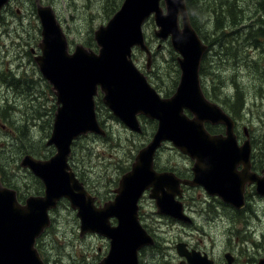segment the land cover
Masks as SVG:
<instances>
[{
    "label": "rangeland",
    "instance_id": "obj_1",
    "mask_svg": "<svg viewBox=\"0 0 264 264\" xmlns=\"http://www.w3.org/2000/svg\"><path fill=\"white\" fill-rule=\"evenodd\" d=\"M41 2L54 8L71 50L84 44L96 51L94 31L108 22L123 0ZM263 5L264 0H197L193 12L196 18H190L192 26L209 44L201 64L203 91L234 116L240 143L246 139L247 128L256 170L264 168V35L260 31L264 29ZM37 13L35 0H10L0 16V175L8 187L21 191L23 200L40 195L43 184L30 169L21 166V159L26 154L47 158L56 152L53 145H47L56 95L34 59L41 53V22ZM218 20L222 29L215 27ZM156 28L154 19L143 25L154 51L152 67L157 75L153 76L152 85L159 92L158 87L165 89L164 93L174 92L181 75L178 53L169 40L155 35ZM220 40L224 42L222 46L218 45ZM133 58L145 72L144 51L135 48ZM237 99L236 108L233 104ZM97 117L106 130L105 137L103 133L89 131L76 138L70 164L88 190L103 203L114 194L121 176L131 169L157 122L141 119L145 131H132L101 99L97 100ZM224 128L219 125L213 130L220 132ZM157 161L162 169L187 170L193 165L188 156L168 142L158 153ZM185 170L183 173L189 172ZM251 190L245 197L246 205L235 209L224 205L226 202L220 206V202L210 200L206 191L196 188L191 192L193 198L185 201L186 212L195 220L193 226L155 214L154 199L142 198L139 212L144 217L140 221L153 231L157 241L140 249V264H179L181 257L175 247L179 241L206 251L218 264H227L226 252L234 256L233 264H258L264 256V196L257 192L256 183ZM216 205L221 213L214 217L212 210ZM50 214L53 225L38 242L47 264H95L106 255L109 239L97 233L80 236L77 210L67 198L61 199Z\"/></svg>",
    "mask_w": 264,
    "mask_h": 264
},
{
    "label": "water",
    "instance_id": "obj_2",
    "mask_svg": "<svg viewBox=\"0 0 264 264\" xmlns=\"http://www.w3.org/2000/svg\"><path fill=\"white\" fill-rule=\"evenodd\" d=\"M35 1L41 22V54L35 60L53 85L59 105L47 140V145L56 147V153L49 159L27 154L21 160L22 167L30 168L43 181V195H31L22 203L15 189L0 182V264H46L36 241L51 224L50 209L63 197L77 210L81 236L97 233L110 241L108 253L96 264H139L140 249L154 244L137 215L145 190H150L159 213L184 222H190V217L176 198L182 195L181 182L203 185L208 193L236 208L244 205L247 181L256 182L257 191L264 195V169L262 175L250 170L247 131L248 138L239 144L233 118L203 93L199 72L208 45L191 24L186 0H124L108 23L95 30L98 52L81 44L70 52L54 8ZM8 2L0 0V16ZM151 15L158 26L155 34L162 39L170 36L172 47L179 53L181 78L170 98L160 97L130 58L132 47L138 45L146 51L148 65L151 62L142 29ZM99 89L103 102L130 129L141 131L139 114L157 119L158 128L137 154L132 169L121 177L114 199L98 206L68 158L75 138L89 131L104 133L95 112ZM206 122L224 124L226 134H211ZM164 140L173 141L196 159L192 180L155 170L154 154ZM176 249L185 258L181 264H215L207 253L190 250L185 242L177 243ZM226 257L227 264H233V256L227 253ZM258 264H264V257Z\"/></svg>",
    "mask_w": 264,
    "mask_h": 264
},
{
    "label": "flooded vegetation",
    "instance_id": "obj_3",
    "mask_svg": "<svg viewBox=\"0 0 264 264\" xmlns=\"http://www.w3.org/2000/svg\"><path fill=\"white\" fill-rule=\"evenodd\" d=\"M42 3V2H41ZM42 4H44V3H42ZM145 39H146V42H147V44H148V40H147V38H146V34H145ZM162 40H169L170 41V39L169 38H166V39H162ZM171 43V42H170ZM148 46H149V48H150V50H151V55H152V57H151V64H146V71L145 72H142L145 76H146V78H147V80L150 82V84H153L154 82H153V76H156L157 74H156V71L153 69V67H152V64H153V59H154V51H153V49L151 48V46L148 44ZM139 46H135L134 48H133V52H132V54H131V58H132V60L134 61V58H133V54H134V50H135V48H138ZM176 52V51H175ZM37 56V55H36ZM35 56V57H36ZM35 57H34V59H35ZM178 57H179V53H178V55H177V60H178ZM36 61V60H35ZM134 63L136 64V62L134 61ZM201 64H202V60H201ZM136 66H137V64H136ZM138 67V66H137ZM140 70V69H139ZM200 72H201V65H200ZM44 76V75H43ZM180 78H181V76H180ZM179 82H180V79H179ZM179 82H178V85H179ZM155 84V83H154ZM178 85H177V87H178ZM156 86V85H155ZM177 87H176V90H177ZM51 89L53 90V92H54V94H55V91H54V89H53V87L51 86ZM156 90H157V86H156V88H155ZM158 89H160L161 90V92H159L158 90V92L161 94V96L163 97V98H170L171 96H173L174 94H175V92H176V90L174 91V92H168V93H164L163 92V90H165V89H162V88H160V87H158ZM40 90H43V91H45L46 89H40ZM39 94V96H41L42 94H41V92H39L38 93ZM100 95V96H99ZM98 96V98H97V100H99L100 99V97H101V94H99ZM103 98V97H102ZM97 100H96V106H95V111H96V115H97ZM104 103V102H103ZM56 110L54 111V117H53V123H54V120H55V115H56V111H57V109H58V104H57V99H56ZM107 106V105H106ZM108 107V106H107ZM109 108V107H108ZM110 109V108H109ZM111 110V109H110ZM186 110V109H185ZM112 111V110H111ZM186 112H187V114L188 115H190V113L191 112H189V110L187 109L186 110ZM112 113L114 114V112L112 111ZM115 115V114H114ZM116 117H118L117 115H115ZM146 115H144V114H139L138 115V119H139V121H140V125H141V128H142V130H141V133H143L144 131H145V126H143V123H142V120H144V119H149V118H147V117H145ZM119 118V117H118ZM142 119V120H141ZM152 119V118H151ZM149 121V120H148ZM154 121H156V120H154ZM157 122V121H156ZM211 125H214V124H210V123H206V127H207V129L209 130V132L211 131L213 134H220V133H224L225 132V128H224V131H220V132H216L215 130H213V127H215V126H211ZM217 125V124H216ZM2 126H3V128H5V124H2ZM217 126H219V125H217ZM221 126V125H220ZM51 128L53 129V126L51 125ZM157 128H158V122H157V125H156V128L153 130V132L151 133V137H150V140L147 142V143H149L152 139H153V136H154V134L156 133V131H157ZM235 128H236V126H235ZM52 132V131H51ZM210 132V133H211ZM251 136V135H250ZM146 143V144H147ZM165 143H167V142H165ZM165 143L163 144V146H159L158 148H157V150H156V152H155V154H154V161H155V168H156V170L157 171H160V172H163V171H170V172H174L175 174H176V176L177 177H179L180 179H189V180H192L193 179V177H194V174H193V171H192V166H191V168L190 169H187V170H185V169H177V170H175V169H171V168H164V169H162V168H159L158 167V163H159V161H157V155H158V153L161 151V149H163L164 147H165ZM169 143V142H168ZM144 146V145H143ZM29 155H33V154H29ZM35 158H39V159H46V157H37V156H35V155H33ZM48 158V157H47ZM251 167H250V169H251V172H257L258 174H262V170L264 169L263 167L261 168V169H258V170H256V166L254 165V155H253V151H252V154H251ZM20 164H21V161H20ZM73 168V167H72ZM239 169H241L242 168V165H239V167H238ZM27 169H30V168H27ZM184 170L185 171H189L188 173H183L184 172ZM31 171V170H30ZM1 176V175H0ZM42 182V181H41ZM84 182V181H83ZM43 184V183H42ZM86 184V183H85ZM180 188L182 189V195L180 196V197H177V198H179L180 199V201L182 202V204H183V207H184V211H185V213L186 214H188L186 211H187V207H186V199L187 198H189V199H192L193 198V196L191 195V192L193 191V190H195L196 188H202L204 191H206L205 190V188L203 187V186H201V185H198V184H195V185H191V184H186V183H184V182H181L180 183ZM251 188H253L254 189V183H251V184H249V183H247L246 184V186H245V191H244V197H246L247 195H249V194H251L252 193V190H251ZM166 189V188H165ZM115 190V189H114ZM114 190H113V193L114 194H112L111 195V198H109L108 200H112V199H114V197H115V192H114ZM149 190V189H148ZM145 191V193H143V196L141 197V199L142 198H144V197H148L149 196V192H150V190L149 191ZM256 190H257V188H256ZM258 192V191H257ZM45 192H44V184H43V192L40 194V195H43ZM206 195H208L209 197H210V200H214V201H217L218 203H219V205L221 206L222 205V207H223V203L225 202L221 197H219L218 195H213V194H210V193H208L207 191H206V193H205ZM95 203H96V205H102L103 203H101V201H100V199L98 198V196L97 195H95ZM153 199V198H152ZM107 200V201H108ZM246 200V199H245ZM106 202V201H105ZM246 202V201H245ZM206 203H207V208H208V206H209V204H210V201L209 200H207L206 201ZM224 205H231V204H226V203H224ZM246 205V204H245ZM154 206H155V208H156V210L154 211V213L156 214H159V215H161L162 217H168V218H170L171 216H169V215H165V214H161V213H159L158 211H157V206H156V202H155V199H154ZM139 207H140V204H139ZM208 210V209H207ZM211 210V209H210ZM213 212H214V217H217L218 215H220V213H221V211H220V209H219V207H218V205H216V207L212 210ZM137 215H138V217H139V219H141V218H143L144 217V214L143 213H141V212H139V209L137 210ZM189 215V214H188ZM189 217H190V222H183V223H186V224H189L190 226H193V225H195V220L193 219V217L192 216H190L189 215ZM172 218V217H171ZM112 220H114V219H112ZM177 221H179V220H177ZM113 222V221H112ZM115 222V221H114ZM179 222H181V221H179ZM142 223V222H141ZM143 226H144V228L148 231V233L154 238V241L156 242L157 241V237H156V235L153 233V231L151 230V229H149L148 228V226H147V228H146V226L144 225V224H142ZM154 242V243H155ZM154 245V244H153ZM147 246V245H146ZM145 247V246H144ZM189 249L191 250V249H196V250H199V251H201L202 253H207L206 251H203V250H200V249H197V248H195V247H192V246H190L189 245ZM227 253H229L230 255H232L230 252H226L225 254H224V257H225V260H226V263H227V261H228V259H227V257H226V254ZM208 254V253H207ZM210 257V256H209ZM211 258V257H210ZM45 259V258H44ZM102 259V258H101ZM100 259V260H101ZM212 259V258H211ZM99 260V261H100ZM183 260H185V258H182L181 257V259H180V262H179V264H181V262L183 261ZM213 261H214V263L215 264H218L217 262H215V260L214 259H212ZM98 261V262H99ZM98 262H96V263H98ZM233 262H234V256H233ZM95 263V264H96ZM139 264H140V260H139ZM220 264H223V263H220Z\"/></svg>",
    "mask_w": 264,
    "mask_h": 264
},
{
    "label": "trees",
    "instance_id": "obj_4",
    "mask_svg": "<svg viewBox=\"0 0 264 264\" xmlns=\"http://www.w3.org/2000/svg\"><path fill=\"white\" fill-rule=\"evenodd\" d=\"M196 2H197V0H186V4H187V7H188V11H189V15H190V18H196L194 15H193V12L194 11H196V9H194V4H196ZM197 8V7H196ZM263 9H264V5H263ZM117 10V8L115 9V11ZM263 22H264V20H263ZM215 27L216 28H223V26L220 24V21L218 20V21H216V24H215ZM261 34L262 35H264V29L263 28H261ZM258 42V41H257ZM224 44V42L223 41H218V45L219 46H222ZM238 105H239V99H237L236 101H235V103L233 104V107H238ZM2 182L6 185L7 183H6V180L3 178L2 179ZM13 188H15L14 186H13ZM18 190V189H17ZM19 192H21L20 190H18ZM20 197H21V194H20ZM22 198V197H21ZM23 200V199H22ZM235 213H237V210H235ZM239 214V213H238ZM50 230V229H49ZM48 230V231H49ZM47 231V232H48ZM46 233V232H45ZM38 246H39V243H38Z\"/></svg>",
    "mask_w": 264,
    "mask_h": 264
},
{
    "label": "bare ground",
    "instance_id": "obj_5",
    "mask_svg": "<svg viewBox=\"0 0 264 264\" xmlns=\"http://www.w3.org/2000/svg\"><path fill=\"white\" fill-rule=\"evenodd\" d=\"M21 65V64H20ZM233 95V94H232Z\"/></svg>",
    "mask_w": 264,
    "mask_h": 264
}]
</instances>
